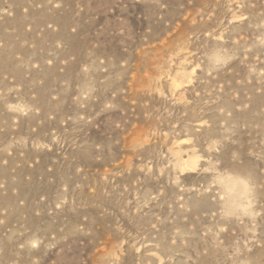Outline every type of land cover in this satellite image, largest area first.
<instances>
[{
  "label": "rangeland",
  "instance_id": "374dc122",
  "mask_svg": "<svg viewBox=\"0 0 264 264\" xmlns=\"http://www.w3.org/2000/svg\"><path fill=\"white\" fill-rule=\"evenodd\" d=\"M0 264H264V0H0Z\"/></svg>",
  "mask_w": 264,
  "mask_h": 264
}]
</instances>
